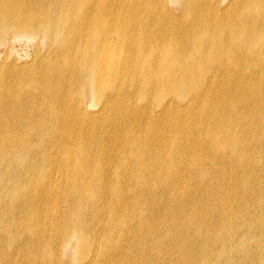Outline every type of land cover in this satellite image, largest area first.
<instances>
[{
  "label": "bare ground",
  "instance_id": "obj_1",
  "mask_svg": "<svg viewBox=\"0 0 264 264\" xmlns=\"http://www.w3.org/2000/svg\"><path fill=\"white\" fill-rule=\"evenodd\" d=\"M171 1L0 0V264H264V0Z\"/></svg>",
  "mask_w": 264,
  "mask_h": 264
},
{
  "label": "rangeland",
  "instance_id": "obj_2",
  "mask_svg": "<svg viewBox=\"0 0 264 264\" xmlns=\"http://www.w3.org/2000/svg\"><path fill=\"white\" fill-rule=\"evenodd\" d=\"M210 1H213V0H210ZM217 1H219V4L225 6L229 0H217ZM169 6L175 11L176 14H179V11H180V1L179 0L169 2ZM36 50L37 48L34 45L27 43L24 40L21 42H17L11 46V50L9 52L11 53V55L9 54L8 60L6 61L8 62L15 61L18 64L29 62L35 56L34 53L36 52ZM44 50H45L44 47L42 46L39 47L40 53H44ZM4 56H5V52L0 49V64L2 63L3 61L2 59ZM54 246L57 247V244H54ZM73 251L74 249L70 248L69 252L64 253V255L62 256V259L65 261L72 260L73 256H71V254H73Z\"/></svg>",
  "mask_w": 264,
  "mask_h": 264
}]
</instances>
